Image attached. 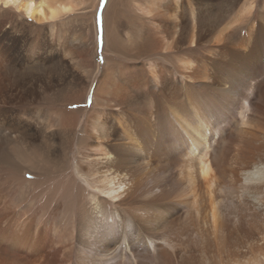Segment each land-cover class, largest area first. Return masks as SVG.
I'll return each mask as SVG.
<instances>
[{
	"label": "bare ground",
	"instance_id": "1",
	"mask_svg": "<svg viewBox=\"0 0 264 264\" xmlns=\"http://www.w3.org/2000/svg\"><path fill=\"white\" fill-rule=\"evenodd\" d=\"M31 2L1 3L43 34L0 23L17 159L0 161V264H264V0H107L91 50L44 34L72 5ZM72 143L88 199L53 221Z\"/></svg>",
	"mask_w": 264,
	"mask_h": 264
},
{
	"label": "rangeland",
	"instance_id": "2",
	"mask_svg": "<svg viewBox=\"0 0 264 264\" xmlns=\"http://www.w3.org/2000/svg\"><path fill=\"white\" fill-rule=\"evenodd\" d=\"M48 1L49 2L51 1L50 3L55 2V4L64 3V4L72 5L73 11L67 14H59L55 18V20H52L49 23L44 24L43 27L46 31V33L44 34L48 35L49 32H53L54 36H57L58 38H60L61 36V39L64 40V43L65 42L66 43H71V42L76 43L78 39H84L87 44L88 49H90L93 44V40H92L93 38L92 37L93 35V26H92L93 13H94V16L96 17L95 23L98 26L99 21L101 19V14L107 3V0H48ZM10 9L11 11L8 9H3V5H1L0 3V23H2L5 27H13L15 30L19 29L18 31L29 33L28 35L35 32L36 29L39 30L38 27H40V25H37L38 23L36 21L29 20V19L26 20L21 15L17 14L14 8L11 7ZM121 27H122L123 33L126 32V30L128 29V26L126 25L124 20L122 22ZM34 34H36V36L38 35L41 36L43 33H40V31H36ZM101 57H102L101 53H99L97 60L100 63H101ZM0 79H2L1 74H0ZM84 105L85 104H81L80 106L78 107L76 106V107L78 108V110H81L82 108H85ZM15 149L17 150V148ZM79 149L82 154L83 150L80 147ZM77 150H78V146L72 143L67 149L66 154L63 155L62 153L60 155L59 160L56 162V164H54L55 166L60 167L61 171H65L66 177L63 180H66L68 184L62 185V183H60L61 180L59 179V174L51 175L53 176V181L51 182L53 183V185L51 186L53 193L61 191L62 193L60 192V194L63 196L61 197V202L58 208L55 209L56 211L53 212V215L51 216V219L53 221L63 216L65 211L68 212L67 213L68 215L72 216L73 212L77 208V204L80 201L85 202L88 199L85 186L80 181L78 182L75 181L72 176L73 175L72 166H74V164L77 161L80 162L82 168L85 166H89V165H86L87 162H85L86 161L84 159L85 157H83L82 155H79L77 153ZM3 153L5 152L4 151L0 152V161L2 160H3L2 162L8 161L6 160V158L9 159L11 157H12L11 159H14L15 161H17L14 153H13V156L10 155L12 152L9 154L8 153L3 154ZM3 156H5L6 158ZM52 170L54 174V172L56 171V168L53 167ZM0 177L1 178L5 177V174L2 169H0ZM24 189H25V196H26L25 198L21 197L20 192L19 194L16 193V189H15L13 193H10L8 195L9 196L8 201L16 200L15 202H17L18 200L23 199L24 202L22 203V206L24 205L27 206L28 200L26 201V198H29L30 190L26 189L25 187ZM62 198H63V201H65L63 202V205H62ZM54 200H58V199H54ZM143 264H152V263L151 261H146Z\"/></svg>",
	"mask_w": 264,
	"mask_h": 264
},
{
	"label": "clouds",
	"instance_id": "3",
	"mask_svg": "<svg viewBox=\"0 0 264 264\" xmlns=\"http://www.w3.org/2000/svg\"><path fill=\"white\" fill-rule=\"evenodd\" d=\"M0 3L2 4H7V5H12V4H15L16 8L19 10V11H29L30 13L33 11V7H32V2L31 0H27V3L26 5L24 6H21V4L19 3V0H0ZM31 17L29 16V19Z\"/></svg>",
	"mask_w": 264,
	"mask_h": 264
}]
</instances>
